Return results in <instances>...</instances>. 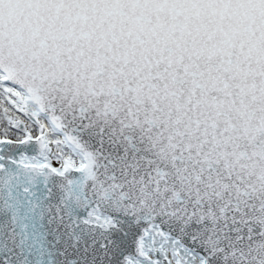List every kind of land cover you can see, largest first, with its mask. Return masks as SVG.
<instances>
[{
    "label": "snow or ice",
    "instance_id": "6c2138e0",
    "mask_svg": "<svg viewBox=\"0 0 264 264\" xmlns=\"http://www.w3.org/2000/svg\"><path fill=\"white\" fill-rule=\"evenodd\" d=\"M0 264H264V0H0Z\"/></svg>",
    "mask_w": 264,
    "mask_h": 264
}]
</instances>
